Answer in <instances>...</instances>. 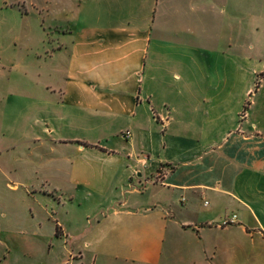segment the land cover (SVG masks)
Instances as JSON below:
<instances>
[{"label":"crops","instance_id":"crops-1","mask_svg":"<svg viewBox=\"0 0 264 264\" xmlns=\"http://www.w3.org/2000/svg\"><path fill=\"white\" fill-rule=\"evenodd\" d=\"M40 3L5 2L45 17V65L31 67L44 89L24 96L59 114L43 130L131 129L122 154L76 144L70 177L106 187L74 230L55 223L69 250L56 264H264V53L258 65L236 39L264 28V0ZM22 63L0 61L9 89Z\"/></svg>","mask_w":264,"mask_h":264},{"label":"rangeland","instance_id":"rangeland-1","mask_svg":"<svg viewBox=\"0 0 264 264\" xmlns=\"http://www.w3.org/2000/svg\"><path fill=\"white\" fill-rule=\"evenodd\" d=\"M11 1L0 0V61L18 58L27 63L14 71L12 89L6 79L8 69L0 71V264H40L44 258L45 264H56L69 258V250L63 249L64 238L52 236L55 223L74 230L85 221V206L99 201L106 187L104 177L95 179L96 190L81 188L70 177L81 156L76 144L92 140L100 142L98 149L105 146L122 154L126 142L123 133L130 128L122 122L114 127L67 123L52 131L45 125L43 130L41 121L59 114L32 105L24 96L44 89L32 77L31 67L45 65L41 60L45 17L6 6L5 2ZM236 39L242 55L259 65L264 53V28H243ZM254 89L264 94V76L258 75ZM71 138L81 141H64ZM98 166L105 172L104 164L99 162Z\"/></svg>","mask_w":264,"mask_h":264},{"label":"trees","instance_id":"trees-1","mask_svg":"<svg viewBox=\"0 0 264 264\" xmlns=\"http://www.w3.org/2000/svg\"><path fill=\"white\" fill-rule=\"evenodd\" d=\"M260 75H261V76H264V72L260 73ZM246 108H247V107H245V109H246Z\"/></svg>","mask_w":264,"mask_h":264}]
</instances>
